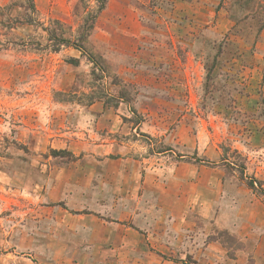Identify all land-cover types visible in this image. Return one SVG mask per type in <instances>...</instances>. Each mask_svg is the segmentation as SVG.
<instances>
[{
	"label": "rangeland",
	"instance_id": "obj_1",
	"mask_svg": "<svg viewBox=\"0 0 264 264\" xmlns=\"http://www.w3.org/2000/svg\"><path fill=\"white\" fill-rule=\"evenodd\" d=\"M124 188L168 252L114 264H264V0H0V264H91Z\"/></svg>",
	"mask_w": 264,
	"mask_h": 264
},
{
	"label": "crops",
	"instance_id": "obj_2",
	"mask_svg": "<svg viewBox=\"0 0 264 264\" xmlns=\"http://www.w3.org/2000/svg\"><path fill=\"white\" fill-rule=\"evenodd\" d=\"M150 189L152 190V192H155L157 191V189H160L159 190L160 194H162V190H163L161 189V186H159L158 183H156L155 186L153 184V188ZM116 197L119 198V202H120L119 205H114L113 204L114 199H113V202L107 204L108 207L107 205L106 206L99 205L98 198L93 200L92 205L95 207L94 209L95 213L89 216L80 215L82 216L83 220L81 219L77 221V224L75 223L74 226L82 225V227H78L77 229L73 227L72 229L74 231L73 234L74 236L75 235L77 236L78 241L79 240L82 241L83 239L84 241H86V244H84L85 248H83V250L84 251L88 250L89 252L96 253L98 255V259H96L97 256L93 258L91 264H114L115 254H123V257L121 259L118 258L119 261H122L124 260V258L127 257L133 259V257L129 254H138V253L148 254L149 252L155 253L156 250L159 251V252L156 251L157 254H160V252L167 253L168 252L166 250L167 246L165 245L164 242L166 240V237H168L167 231L166 230L165 232L163 230L159 231L165 226L158 225V222H160L161 216L159 215H161V212H159V215L154 212V209L159 205L153 206L154 208H151V206H146V205L143 206L141 204L140 205L138 204L136 206V204L133 203L128 188L122 189V192H114L112 196L109 193H107L105 198L106 200L107 199L109 200L110 198H116ZM136 198H138V193L135 199ZM101 207L106 208L108 211L111 210L112 212L114 208L111 207H115L116 213H118V215L120 214V216H117L116 214L112 215L110 220V218H107V216L104 215V212L101 210ZM177 219H178L177 216H173L171 220L168 219L170 222L174 224L172 225V229L173 228L177 229V226L175 224ZM58 221L61 222V220L59 219ZM162 221H166V219L164 218L162 219ZM133 225H135L137 229H133L132 227ZM146 228L148 229L152 228V229L146 232ZM57 230L59 233L56 234L55 232V237L58 236L61 237L62 235L61 229H57ZM75 231H77L78 234H75L76 233ZM51 232L52 230L50 231L49 235H46L47 247H49L50 237H52ZM141 232H144L145 235L146 234L148 235L145 236ZM52 241L55 242L56 245L60 244L59 238L56 239V241L58 242H56L55 240ZM153 249H155V251H153ZM109 256L111 257L112 260H108ZM103 258L105 263H100L99 261H102ZM148 260H149L148 256L144 255L141 258L135 255V260H133L132 263L144 264L145 261Z\"/></svg>",
	"mask_w": 264,
	"mask_h": 264
}]
</instances>
